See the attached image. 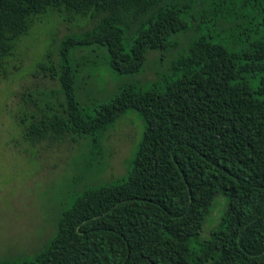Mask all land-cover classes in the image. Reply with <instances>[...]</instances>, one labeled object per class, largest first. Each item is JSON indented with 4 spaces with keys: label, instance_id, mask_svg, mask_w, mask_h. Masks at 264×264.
Masks as SVG:
<instances>
[{
    "label": "trees",
    "instance_id": "16d2710c",
    "mask_svg": "<svg viewBox=\"0 0 264 264\" xmlns=\"http://www.w3.org/2000/svg\"><path fill=\"white\" fill-rule=\"evenodd\" d=\"M47 9L88 26L37 64L57 88L30 95L22 139L84 142L89 170L126 110L144 129L122 175L86 182L48 239L0 264H264V0H0V67ZM93 46L117 75L159 66L89 107L94 61L75 54Z\"/></svg>",
    "mask_w": 264,
    "mask_h": 264
},
{
    "label": "rangeland",
    "instance_id": "374dc122",
    "mask_svg": "<svg viewBox=\"0 0 264 264\" xmlns=\"http://www.w3.org/2000/svg\"><path fill=\"white\" fill-rule=\"evenodd\" d=\"M67 18L65 12L51 9L36 15L35 23L16 39L0 67V257L6 253L27 255L48 239L58 210L70 204L74 192L86 182H103L122 175L144 129L139 114L126 110L106 131L105 154L89 170L77 163L84 142L66 137L61 142L43 140L31 145L22 139L17 118L36 110L31 102L36 96L30 95L57 88L55 81L35 72L37 64L51 50L56 61L60 38L88 26L80 17ZM81 54L94 61L86 85L89 91H84L88 97L84 104L89 107L93 101L107 100L122 83L148 85V79L153 77L150 71L159 66L148 56L139 73L121 76L107 65L102 47L82 49L75 55ZM39 100H44L42 94ZM220 207L215 204L211 218H216Z\"/></svg>",
    "mask_w": 264,
    "mask_h": 264
}]
</instances>
